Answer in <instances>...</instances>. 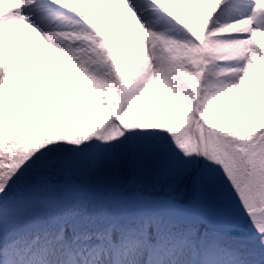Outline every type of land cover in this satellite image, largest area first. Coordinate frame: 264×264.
<instances>
[{
    "label": "snow or ice",
    "instance_id": "snow-or-ice-1",
    "mask_svg": "<svg viewBox=\"0 0 264 264\" xmlns=\"http://www.w3.org/2000/svg\"><path fill=\"white\" fill-rule=\"evenodd\" d=\"M0 264H264V0H0Z\"/></svg>",
    "mask_w": 264,
    "mask_h": 264
},
{
    "label": "rangeland",
    "instance_id": "rangeland-1",
    "mask_svg": "<svg viewBox=\"0 0 264 264\" xmlns=\"http://www.w3.org/2000/svg\"><path fill=\"white\" fill-rule=\"evenodd\" d=\"M113 7H114V6L111 5V4H108V5L101 4V5L99 6L100 9H103V10H105L106 12H107V11H111V10L113 9ZM176 7H177L178 10L183 11L184 6H182V5H176ZM118 20H119V17H117L115 20H113V22H112L111 25H107V24H106V27H108L110 30H111V29H115L116 32L121 31L122 28H123V25L117 26V24H118ZM56 23H59V21H54V22H53L54 25H55Z\"/></svg>",
    "mask_w": 264,
    "mask_h": 264
}]
</instances>
